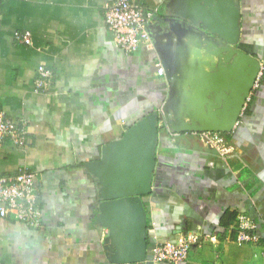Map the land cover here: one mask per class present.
I'll list each match as a JSON object with an SVG mask.
<instances>
[{"label": "crops", "instance_id": "0c3cea01", "mask_svg": "<svg viewBox=\"0 0 264 264\" xmlns=\"http://www.w3.org/2000/svg\"><path fill=\"white\" fill-rule=\"evenodd\" d=\"M133 1L157 12L148 43L125 53L104 21L114 0H0V110L27 128L23 146L9 139L0 146V176L22 165L34 171L41 214L35 226L0 216V264H116L104 248L108 229L96 222V183L83 162L154 112L156 163L151 191L141 197L146 258L120 264H264V74L233 129L220 132L229 152L196 131H174L168 119L175 121L174 107L192 86L178 64L190 60L192 37L202 41L193 23L207 2ZM235 2L236 45L264 65V0ZM16 30L29 31L31 43L16 40ZM40 64L53 73L45 93L34 90ZM240 214L255 222L258 242L236 240ZM189 230L204 241L185 261L151 260L155 242Z\"/></svg>", "mask_w": 264, "mask_h": 264}, {"label": "water", "instance_id": "95a60500", "mask_svg": "<svg viewBox=\"0 0 264 264\" xmlns=\"http://www.w3.org/2000/svg\"><path fill=\"white\" fill-rule=\"evenodd\" d=\"M205 1L208 9L193 23L202 41L192 37L190 60L178 64L180 75L192 86L185 90L184 104L174 107L175 121L168 119L174 131H231L260 68L256 58L236 45L241 14L235 0ZM157 141L154 112L105 144L98 159L83 162L96 183V222L108 229L104 248L116 264L146 258L141 197L151 191Z\"/></svg>", "mask_w": 264, "mask_h": 264}, {"label": "built area", "instance_id": "2783aa9c", "mask_svg": "<svg viewBox=\"0 0 264 264\" xmlns=\"http://www.w3.org/2000/svg\"><path fill=\"white\" fill-rule=\"evenodd\" d=\"M156 12L157 8L145 9L133 0H114L112 4L106 5L104 21L112 34L114 45L125 53H132L143 48L150 39L148 24ZM13 35L22 43H31V35L27 30H16ZM156 73L162 75L163 67L158 66ZM263 74L264 65L260 64L252 88L259 84ZM52 78V71L40 64L37 67L34 90L47 92ZM249 100L250 93L240 113L245 110ZM196 133L203 142L216 148L221 154L231 149L218 131H196ZM26 134L27 128L24 122H15L6 115L5 111L0 110V146L7 139L15 146H23L26 142ZM0 216H11L30 226L39 224L41 214L37 205L35 173L27 166H20L15 174L0 176ZM255 227V222L248 215L240 214L236 223V240L240 243L258 242L259 236L255 232ZM203 241L202 232L198 230L186 231L174 240L157 241L151 247V260L153 262H183L187 259L190 248L201 245Z\"/></svg>", "mask_w": 264, "mask_h": 264}, {"label": "trees", "instance_id": "16d2710c", "mask_svg": "<svg viewBox=\"0 0 264 264\" xmlns=\"http://www.w3.org/2000/svg\"><path fill=\"white\" fill-rule=\"evenodd\" d=\"M1 26V25H0Z\"/></svg>", "mask_w": 264, "mask_h": 264}]
</instances>
